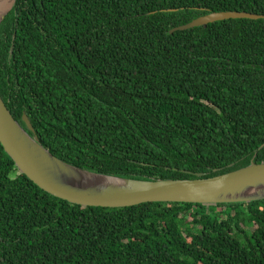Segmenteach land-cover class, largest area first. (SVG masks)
<instances>
[{
  "label": "trees",
  "instance_id": "1",
  "mask_svg": "<svg viewBox=\"0 0 264 264\" xmlns=\"http://www.w3.org/2000/svg\"><path fill=\"white\" fill-rule=\"evenodd\" d=\"M218 11L264 14V0H16L0 94L54 155L96 172L264 162V18L171 31ZM0 264H264V199L83 206L40 188L0 142Z\"/></svg>",
  "mask_w": 264,
  "mask_h": 264
},
{
  "label": "water",
  "instance_id": "2",
  "mask_svg": "<svg viewBox=\"0 0 264 264\" xmlns=\"http://www.w3.org/2000/svg\"><path fill=\"white\" fill-rule=\"evenodd\" d=\"M0 12V26L16 0ZM230 18H264L246 11L201 15L171 31ZM17 120L0 94V142L17 168L46 192L83 206L126 207L149 201L202 204L251 202L264 199V162H255L214 176L195 178H136L104 174L73 165L54 155L36 135L29 118ZM264 147V143L260 148Z\"/></svg>",
  "mask_w": 264,
  "mask_h": 264
},
{
  "label": "bare ground",
  "instance_id": "3",
  "mask_svg": "<svg viewBox=\"0 0 264 264\" xmlns=\"http://www.w3.org/2000/svg\"><path fill=\"white\" fill-rule=\"evenodd\" d=\"M10 4L9 0H0V12L5 10Z\"/></svg>",
  "mask_w": 264,
  "mask_h": 264
},
{
  "label": "rangeland",
  "instance_id": "4",
  "mask_svg": "<svg viewBox=\"0 0 264 264\" xmlns=\"http://www.w3.org/2000/svg\"><path fill=\"white\" fill-rule=\"evenodd\" d=\"M221 208H224V207H221ZM255 226H253L251 229H253ZM246 228V227H245Z\"/></svg>",
  "mask_w": 264,
  "mask_h": 264
}]
</instances>
